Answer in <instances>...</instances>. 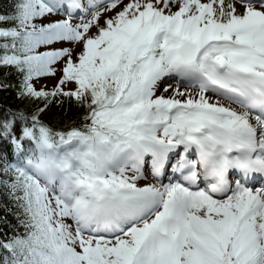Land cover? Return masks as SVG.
<instances>
[{
	"label": "snow or ice",
	"instance_id": "snow-or-ice-1",
	"mask_svg": "<svg viewBox=\"0 0 264 264\" xmlns=\"http://www.w3.org/2000/svg\"><path fill=\"white\" fill-rule=\"evenodd\" d=\"M0 92V264H264V0H0Z\"/></svg>",
	"mask_w": 264,
	"mask_h": 264
},
{
	"label": "trees",
	"instance_id": "trees-1",
	"mask_svg": "<svg viewBox=\"0 0 264 264\" xmlns=\"http://www.w3.org/2000/svg\"><path fill=\"white\" fill-rule=\"evenodd\" d=\"M2 6L4 8L7 7V0H2ZM20 101H18L15 98V95L11 92H0V106L7 108L8 106L11 107H20L21 106ZM24 107H28L30 108L31 105H24ZM65 107V112L61 113L60 109L53 106L52 110L48 113V115L45 117L46 119L51 120L52 122H58L61 117H65L68 115L67 113V105L64 106ZM73 119L76 118V114L75 113H71Z\"/></svg>",
	"mask_w": 264,
	"mask_h": 264
}]
</instances>
